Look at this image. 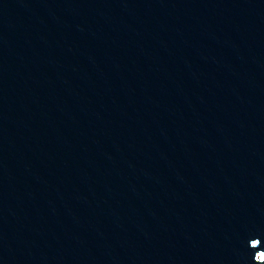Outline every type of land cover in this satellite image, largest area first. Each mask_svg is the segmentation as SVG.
I'll return each instance as SVG.
<instances>
[{
    "label": "water",
    "instance_id": "1",
    "mask_svg": "<svg viewBox=\"0 0 264 264\" xmlns=\"http://www.w3.org/2000/svg\"><path fill=\"white\" fill-rule=\"evenodd\" d=\"M0 264H264V0H0Z\"/></svg>",
    "mask_w": 264,
    "mask_h": 264
}]
</instances>
